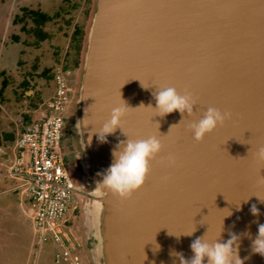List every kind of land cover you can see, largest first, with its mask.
<instances>
[{"label":"water","instance_id":"obj_1","mask_svg":"<svg viewBox=\"0 0 264 264\" xmlns=\"http://www.w3.org/2000/svg\"><path fill=\"white\" fill-rule=\"evenodd\" d=\"M86 36L67 148L93 264H179L171 253L190 258L196 237L229 233L244 264H264L251 252L264 224V162L254 159L264 147V0H97ZM156 87L190 93L193 115L154 116L145 107ZM121 99L130 108L122 130L102 143L95 132ZM208 107L230 118L195 142L188 125ZM123 133L164 143L126 201L96 182Z\"/></svg>","mask_w":264,"mask_h":264},{"label":"rangeland","instance_id":"obj_2","mask_svg":"<svg viewBox=\"0 0 264 264\" xmlns=\"http://www.w3.org/2000/svg\"><path fill=\"white\" fill-rule=\"evenodd\" d=\"M96 1L0 0V115L3 116L0 117V131L16 130V123L19 124L16 119L20 117L14 106L2 102L4 98L9 96L10 101L15 99L16 102L22 99L26 102L47 99L49 102L54 98L53 85L56 84L39 74L44 68L59 77L58 82L65 87L66 95H73L75 103L87 52L86 35ZM75 28L80 31L77 38H74ZM22 95L29 96L23 98ZM17 107L18 113L28 109ZM27 116L25 114L26 121L29 118L32 121ZM17 130L20 133L22 128ZM7 155L5 161L13 162L16 152L8 151ZM21 181L0 182V207L7 209L6 213L0 210V264H64L55 261L54 242L50 236L42 241L34 229L33 208L17 187ZM74 214L66 215L73 235L72 252L77 255L78 264H93L86 247L81 215Z\"/></svg>","mask_w":264,"mask_h":264},{"label":"clouds","instance_id":"obj_3","mask_svg":"<svg viewBox=\"0 0 264 264\" xmlns=\"http://www.w3.org/2000/svg\"><path fill=\"white\" fill-rule=\"evenodd\" d=\"M153 99L154 107L151 104L147 107L141 105L152 109L154 116L161 118L175 111L181 114V120H183L193 115V107L196 104L195 98L190 93H178L175 87H156ZM129 109L123 100L121 104L111 108L108 119L95 132L100 142L106 143V137L109 134L114 133L117 128L121 129L123 118ZM229 118L230 113H222L217 108L208 107L201 118L188 125L187 130L191 132L195 142H200ZM125 137L126 139L118 141L113 148L112 163L103 172L97 173L100 179L96 181L102 190L116 195L122 201L130 199L133 193L143 186L149 174V162L156 159L164 147L163 140L157 135L135 140L126 135ZM254 159L264 162V147L256 150ZM165 163L166 166H172L175 163L174 156L169 155ZM249 211L253 216L260 214L255 204L251 205ZM194 231L183 235L191 236ZM239 240L240 236L235 233H229V238L223 242L220 238L209 242L203 235L191 241L190 258H185L182 252H173L171 255L177 257L179 264H244L239 256ZM38 245L41 243L39 242ZM251 252L264 257V224H259L257 227L256 236L251 241Z\"/></svg>","mask_w":264,"mask_h":264},{"label":"built area","instance_id":"obj_4","mask_svg":"<svg viewBox=\"0 0 264 264\" xmlns=\"http://www.w3.org/2000/svg\"><path fill=\"white\" fill-rule=\"evenodd\" d=\"M58 79L55 75L54 98L45 102L44 108L23 126L15 146L13 171L22 175L23 181L17 187L33 208L34 229L42 241L49 235L54 242L55 261L78 264L66 218L73 209L74 185L61 151L63 113L69 95Z\"/></svg>","mask_w":264,"mask_h":264},{"label":"crops","instance_id":"obj_5","mask_svg":"<svg viewBox=\"0 0 264 264\" xmlns=\"http://www.w3.org/2000/svg\"><path fill=\"white\" fill-rule=\"evenodd\" d=\"M39 74L41 75L42 73H39ZM28 96L29 95H22L23 98H27ZM10 100H11V97L8 96L7 98H4L2 102L5 103L6 106H7V104L11 105L12 107L14 106L15 107L14 110H16L17 115H20V117H18V119H16V121H18V123H19V124L16 123V125H18L17 129L18 128L23 129V126L26 124V122L29 121L30 118L26 121L25 114L28 115L27 117L32 118V116L34 115L33 112L37 111V113H38V110H41L42 108H44V104H45V102H47V99H43V102L41 100H40V102L39 101L35 102L36 100L33 102H32V100H30V102H26L24 99H22V101H19V102H16L15 99L14 100L12 99V101H10ZM38 102H39V104H38ZM17 105L20 107V109L25 110L28 108L29 110L27 109L24 113L23 110L21 111L19 109L20 111L18 113L17 112L18 111ZM0 117H3V116L0 115ZM3 123H5L4 120H3ZM17 129L14 131L13 130L0 131V156L3 157V160H0V182L2 180L6 181L9 179H21V177H22L21 174H18V173L13 171L14 160H13V162H9V163L5 161L6 157H8L7 152L12 151V150H13V152L15 151L16 142H17V140L20 136V133H21V132L19 133V131ZM0 192H2V191H0ZM10 209H11V207H10ZM0 210H4L6 213L7 209H4V207H0ZM30 243L31 242H29V245H30ZM38 246L40 249L41 245H37V247ZM29 249H30V247H29Z\"/></svg>","mask_w":264,"mask_h":264},{"label":"flooded vegetation","instance_id":"obj_6","mask_svg":"<svg viewBox=\"0 0 264 264\" xmlns=\"http://www.w3.org/2000/svg\"><path fill=\"white\" fill-rule=\"evenodd\" d=\"M70 100L67 103L64 113H63V121H64V127H63V137L61 140V151L63 153L64 161H66V169L71 177L72 183H73V188L76 185V178L72 175L71 173V155L70 152L67 148L68 146V139H69V133L71 132V121H72V115H73V105H74V96L69 95ZM73 193V192H72ZM72 206L73 209L69 210V215L71 214L72 216L75 215L74 212L78 211L79 213V199L78 197L73 193V199H72Z\"/></svg>","mask_w":264,"mask_h":264},{"label":"trees","instance_id":"obj_7","mask_svg":"<svg viewBox=\"0 0 264 264\" xmlns=\"http://www.w3.org/2000/svg\"><path fill=\"white\" fill-rule=\"evenodd\" d=\"M79 29L78 28H75V31H74V38H77L76 35L79 33ZM75 63L77 64V61H75ZM41 76L45 77L46 79L48 80H52L53 83H55V75L53 73L50 72V69L49 68H44L43 71L41 72ZM27 84V83H26ZM54 86V91L53 93H55V89H56V85H53ZM24 88L26 89L27 86H24ZM37 97V100H38V96L36 95ZM40 101V100H39ZM76 213H78V211H76Z\"/></svg>","mask_w":264,"mask_h":264}]
</instances>
